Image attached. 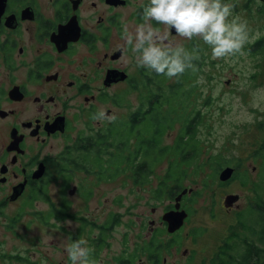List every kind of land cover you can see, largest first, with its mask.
I'll list each match as a JSON object with an SVG mask.
<instances>
[{
    "label": "flooded vegetation",
    "instance_id": "1",
    "mask_svg": "<svg viewBox=\"0 0 264 264\" xmlns=\"http://www.w3.org/2000/svg\"><path fill=\"white\" fill-rule=\"evenodd\" d=\"M146 2L0 0V211L23 197L47 200L51 182L67 185L79 173L94 177V185L119 176H106L90 168L89 162H111L97 151L117 146L115 130L123 121H139L140 88L166 79L137 64L135 54L123 42L124 28L140 21ZM230 3L235 10L255 5L264 14V0ZM170 35L175 36L174 31ZM184 39L176 37L185 47ZM130 94H137L138 106L125 114L116 113ZM91 189L77 184L68 193L74 196L80 190L78 196L88 200L93 196ZM175 197L163 206L156 228L148 229L151 219L144 216L131 228L130 245L122 233L114 254L106 249L113 240L107 236L120 224L119 215L110 213L105 221L95 222L86 209L85 216H75L69 213L68 202L56 208L51 199L50 211L54 219L65 216L79 223L68 237L71 241L84 238L94 264H173V249L180 256L174 264H205L206 256L194 247L180 249L183 239L198 244L200 234L192 226L182 238L191 216L183 198L180 210L186 211L187 218L177 231L166 230L162 216L174 210Z\"/></svg>",
    "mask_w": 264,
    "mask_h": 264
},
{
    "label": "rangeland",
    "instance_id": "2",
    "mask_svg": "<svg viewBox=\"0 0 264 264\" xmlns=\"http://www.w3.org/2000/svg\"><path fill=\"white\" fill-rule=\"evenodd\" d=\"M232 10L231 15L244 20L247 25L248 38L239 51L226 57L213 58L208 46L199 38L184 39L185 48L196 47L198 61L201 63L200 66H195L194 74V82L199 86L200 92V101L195 102V106H202L204 114L203 119L199 120L202 123L197 127L196 139L199 144L198 141L193 142L198 151L200 149L197 165L203 163L208 156H214L224 163L218 171L224 165H229L236 172L232 181L226 185L222 183L221 186L217 179L218 173L212 175L216 165L207 163L203 170H199L198 175L193 174V169L186 170L182 189L191 190L187 195L193 196L194 190L197 193L194 200H183V207L190 211L191 216L181 235L184 238L192 226L199 228L200 234L198 244L193 245L183 239L180 249L194 247L199 254L206 256L205 264L216 253L230 229L236 228L237 212L245 209L252 201V183L258 179L262 164L254 156V152L264 144V14L255 5H249L248 9L239 7ZM260 40L263 48L252 53L250 48ZM178 76L180 74L174 77ZM174 77H166V84L173 83ZM226 81L229 83L226 84ZM193 96L192 94L191 99ZM125 97L128 99L125 106L120 110L115 109L116 113L125 114L138 106L137 94ZM205 97L210 100L202 105L201 99ZM105 107L111 108L108 104ZM178 131L179 125L163 137V143L171 145ZM110 151L112 150H107ZM102 157L107 161L106 155ZM167 165L168 162L166 164L165 161L157 166V175L166 173ZM91 166L96 167V164L91 163ZM241 176L248 179L245 186L238 179ZM124 180L125 176L120 174L111 181L94 185V177L79 173L67 185L62 186L63 182L60 180L51 182L47 187V200L41 198L31 201L23 197L15 203L8 202L0 211V264H70L66 253V248L71 243L68 235L77 230L79 223L65 216L59 220L52 218L50 199L56 208L61 202H68L69 213L75 216H85L87 210L95 222L105 221L110 213L119 215L120 224L115 225L112 234L107 236L108 241L110 237L113 238L110 248H106L112 254L117 253L122 233L126 234L127 242L131 244V228L142 217L148 216L151 219L152 224L149 223L148 229L156 228L163 206L172 198L166 195L159 200H154L153 196L151 198L150 190H155L159 182L153 176L142 184ZM77 184H82L83 189L93 187V196L88 200L80 198V190L74 196L69 195L68 191ZM171 184L170 182L167 188ZM229 194L239 195V200L232 209L223 206L224 197ZM152 208L155 209L153 214L150 213ZM166 236H163V241ZM81 239L84 240L83 237ZM106 249L101 252L102 255ZM172 253L178 255H174L173 264L174 260L180 262L179 252L175 253L173 249Z\"/></svg>",
    "mask_w": 264,
    "mask_h": 264
},
{
    "label": "trees",
    "instance_id": "3",
    "mask_svg": "<svg viewBox=\"0 0 264 264\" xmlns=\"http://www.w3.org/2000/svg\"><path fill=\"white\" fill-rule=\"evenodd\" d=\"M186 48L189 51L196 49L195 46ZM262 48L260 40L250 51L253 53ZM196 51L198 52L197 49ZM192 64L193 67L174 77L173 83L166 84L165 79L140 88L142 95L136 112L139 121H123L118 125L115 130L117 146L110 152L106 149L97 151L100 155H106L111 162L105 165L89 162L90 168H98L99 172L106 176L124 175V182L131 180L134 184L153 176L159 181L156 189L152 191L154 200H159L165 195L173 198L188 189H182L188 168L198 175L199 170H203L208 163L217 166L213 169V176L214 173H219L218 169L224 163L218 157L208 156L203 163L197 165L200 149L198 151L193 142L198 141L199 144L196 133L198 124L202 123H199V120L203 119L204 114L202 106H195V102L200 101L199 86L194 82L195 66L198 67L201 63L194 59ZM192 94L195 98L193 96L191 99ZM209 100L207 97L201 99L202 105L207 104ZM177 125L179 131L175 140L171 145H165L163 137ZM254 156L261 160L262 164L258 179L252 183L253 199L245 209L237 212L236 228L230 229L228 236L206 264H264V144L258 147ZM165 161L166 164L168 162L166 173L157 175L155 168ZM91 163H95L96 167H92ZM235 173L231 181L236 177ZM238 179L241 185L248 183L246 177L241 176ZM170 182L172 186L167 188ZM220 184L222 186V183ZM192 193L193 196H183V200H194L197 192L194 190Z\"/></svg>",
    "mask_w": 264,
    "mask_h": 264
},
{
    "label": "clouds",
    "instance_id": "4",
    "mask_svg": "<svg viewBox=\"0 0 264 264\" xmlns=\"http://www.w3.org/2000/svg\"><path fill=\"white\" fill-rule=\"evenodd\" d=\"M231 9L230 0H147L140 21L124 28L123 42L135 54L137 64L174 77L193 67L192 61L199 56L196 49L189 51L176 37L199 38L213 58L241 49L248 38L247 25L232 16ZM172 31L175 36L170 35ZM66 253L70 264H94L82 239L72 240Z\"/></svg>",
    "mask_w": 264,
    "mask_h": 264
},
{
    "label": "water",
    "instance_id": "5",
    "mask_svg": "<svg viewBox=\"0 0 264 264\" xmlns=\"http://www.w3.org/2000/svg\"><path fill=\"white\" fill-rule=\"evenodd\" d=\"M225 83L228 84L229 81H226ZM234 172H235L234 167H230V166L224 167L219 171L217 175V179L219 180L220 183L229 182L232 179ZM21 191L19 193H15L11 197V199L12 200L16 199L20 195ZM190 192L191 190H183L174 199V210L168 211L163 214L162 221L166 223L167 225L166 230L168 233H173L178 229H180L184 223V220L187 218L186 211L180 210V201L185 194ZM238 200H239V195L229 194L224 197L223 206L226 209H230L237 203Z\"/></svg>",
    "mask_w": 264,
    "mask_h": 264
}]
</instances>
